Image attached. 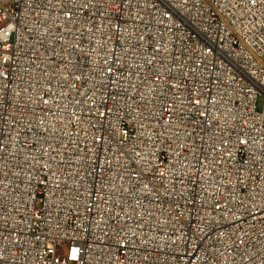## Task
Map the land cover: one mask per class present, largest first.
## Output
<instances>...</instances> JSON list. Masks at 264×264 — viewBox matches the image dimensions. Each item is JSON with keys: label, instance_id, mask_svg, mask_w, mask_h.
Returning a JSON list of instances; mask_svg holds the SVG:
<instances>
[{"label": "built area", "instance_id": "built-area-1", "mask_svg": "<svg viewBox=\"0 0 264 264\" xmlns=\"http://www.w3.org/2000/svg\"><path fill=\"white\" fill-rule=\"evenodd\" d=\"M0 264H264V0H0Z\"/></svg>", "mask_w": 264, "mask_h": 264}, {"label": "rangeland", "instance_id": "rangeland-1", "mask_svg": "<svg viewBox=\"0 0 264 264\" xmlns=\"http://www.w3.org/2000/svg\"><path fill=\"white\" fill-rule=\"evenodd\" d=\"M261 108V104L259 103V109Z\"/></svg>", "mask_w": 264, "mask_h": 264}]
</instances>
